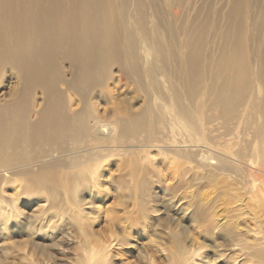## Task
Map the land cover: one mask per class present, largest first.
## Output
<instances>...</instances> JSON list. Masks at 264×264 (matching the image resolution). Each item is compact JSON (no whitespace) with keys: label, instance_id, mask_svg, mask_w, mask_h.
Segmentation results:
<instances>
[{"label":"bare ground","instance_id":"bare-ground-1","mask_svg":"<svg viewBox=\"0 0 264 264\" xmlns=\"http://www.w3.org/2000/svg\"><path fill=\"white\" fill-rule=\"evenodd\" d=\"M186 9L185 0H0V86L6 72L15 84L0 88V239L22 227L17 203L35 206L30 238L80 222L88 201L108 196L111 158L127 160L117 173L155 156L191 164L264 212V0H203L196 34L177 24ZM115 72L134 95L100 107L120 94ZM261 239L234 248L264 264ZM1 248L9 264H28Z\"/></svg>","mask_w":264,"mask_h":264},{"label":"rangeland","instance_id":"rangeland-1","mask_svg":"<svg viewBox=\"0 0 264 264\" xmlns=\"http://www.w3.org/2000/svg\"><path fill=\"white\" fill-rule=\"evenodd\" d=\"M202 1L185 0L187 9L179 16L178 26L187 25L196 34ZM214 1L205 0L209 6ZM5 76L7 77L3 79L0 88L3 91H8L15 84L12 75L6 72ZM123 82L115 72L114 86H110V88L119 89L120 94H114L110 101L100 103V107L108 105V102L119 103L122 99L131 100L134 93L131 91V87L127 90ZM38 102L41 101L38 100ZM138 103L137 99L132 104L135 107L138 106ZM133 158L135 157L131 159ZM154 159L151 166L142 161L138 166L139 169H137L138 167L133 169V171L137 170L132 175L130 173L133 171H127V167H125L126 170L115 172L116 165L125 166L126 159H124L125 162H122L111 158L107 165L111 176L107 181L104 179L103 185L108 188V196L102 201L94 199L87 202L86 200L87 203L84 205L86 208L83 207L80 222H76L70 227L61 226L58 230L42 233L41 239L30 238L27 232L29 229L26 226V221L33 220L31 215L35 207L34 204L28 206L26 203H17L22 227L19 231L13 229L2 231L1 234H8L0 239V243L12 240L17 246H21L27 239L34 246H41L40 248H51L52 245L49 243L52 242L57 245L63 243L62 252L53 249L57 255L55 264H71L69 257L75 249L70 247L71 244L67 239L59 240L61 236L68 230L70 231L66 235H70L81 226L90 225L93 229H98L102 224L114 223L117 230L125 237L112 250L119 251L116 255L114 252V256H121L114 260V264H137L135 258L140 246L148 247L156 253L160 264H172L173 249L186 253L197 245L206 250L200 257L195 258V261L197 260L195 264H263L253 261L245 262L244 256L247 249L234 248L235 245H239L238 247L247 245L250 247L249 251L254 249L253 245H261V236H264V212L258 208L255 201L257 198H248L247 200L246 198L250 194L245 195L240 190L232 189L235 184L230 183L231 181L225 176H210L209 171L199 172L201 170H195L191 164L170 166L158 156H155ZM205 172L206 174H204ZM235 187L237 186L235 185ZM254 207H257V211ZM253 211L257 212L259 216L261 214L258 222L252 220L249 222V216L251 217ZM139 215L140 218L143 216L140 222H138ZM231 227L233 231H231ZM169 230L173 235L168 234ZM227 230H230L229 234H227ZM149 237L156 239L158 245L153 246ZM1 247L0 257L2 253L5 257V252ZM12 256L18 257L15 254ZM234 257L237 261L233 260Z\"/></svg>","mask_w":264,"mask_h":264},{"label":"clouds","instance_id":"clouds-1","mask_svg":"<svg viewBox=\"0 0 264 264\" xmlns=\"http://www.w3.org/2000/svg\"><path fill=\"white\" fill-rule=\"evenodd\" d=\"M68 230L66 233H68ZM60 237L65 238L71 244V248L75 249L69 259L71 264H113L115 259L121 256H114L112 250L117 247L118 242L125 237L117 230L115 224H102L98 229L89 226H81L71 232ZM169 235L173 233L169 230ZM127 240V239H126ZM149 240L153 246L158 245V241L152 237ZM51 248H33L30 242L25 239L21 246H17L12 240H6L0 243V246L7 247L25 257L28 264H55L57 255L53 249L62 252L64 244L49 243ZM135 247L134 245H130ZM122 247V246H121ZM204 248H191L186 253L172 250V264H194L195 258L205 251ZM11 252L9 253V256ZM137 264H160L156 253L148 247H139L137 249ZM0 264H9V257H0Z\"/></svg>","mask_w":264,"mask_h":264}]
</instances>
